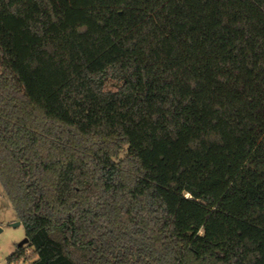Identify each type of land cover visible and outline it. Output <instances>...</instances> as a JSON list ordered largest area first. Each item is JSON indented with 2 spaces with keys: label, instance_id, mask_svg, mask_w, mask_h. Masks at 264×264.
I'll use <instances>...</instances> for the list:
<instances>
[{
  "label": "trees",
  "instance_id": "1",
  "mask_svg": "<svg viewBox=\"0 0 264 264\" xmlns=\"http://www.w3.org/2000/svg\"><path fill=\"white\" fill-rule=\"evenodd\" d=\"M0 184L28 264H264V0H0Z\"/></svg>",
  "mask_w": 264,
  "mask_h": 264
},
{
  "label": "rangeland",
  "instance_id": "2",
  "mask_svg": "<svg viewBox=\"0 0 264 264\" xmlns=\"http://www.w3.org/2000/svg\"><path fill=\"white\" fill-rule=\"evenodd\" d=\"M19 222L18 225L16 223ZM25 238L24 226L17 217L5 191L0 184V264H5L7 257L15 251ZM24 255L14 264H28L32 247L28 242L23 244Z\"/></svg>",
  "mask_w": 264,
  "mask_h": 264
},
{
  "label": "water",
  "instance_id": "3",
  "mask_svg": "<svg viewBox=\"0 0 264 264\" xmlns=\"http://www.w3.org/2000/svg\"><path fill=\"white\" fill-rule=\"evenodd\" d=\"M18 224H19V222L16 223V225H18ZM27 241H28V238L25 237V238L19 243V245H23V244L26 243Z\"/></svg>",
  "mask_w": 264,
  "mask_h": 264
},
{
  "label": "built area",
  "instance_id": "4",
  "mask_svg": "<svg viewBox=\"0 0 264 264\" xmlns=\"http://www.w3.org/2000/svg\"><path fill=\"white\" fill-rule=\"evenodd\" d=\"M21 259V258H20ZM18 261V260H17ZM5 264H14V261L10 262V263H5Z\"/></svg>",
  "mask_w": 264,
  "mask_h": 264
}]
</instances>
